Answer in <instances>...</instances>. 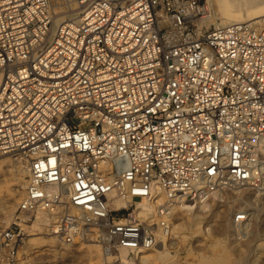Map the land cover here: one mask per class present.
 <instances>
[{"label": "built area", "instance_id": "built-area-1", "mask_svg": "<svg viewBox=\"0 0 264 264\" xmlns=\"http://www.w3.org/2000/svg\"><path fill=\"white\" fill-rule=\"evenodd\" d=\"M52 1L0 0V154L27 166L0 264L39 219L61 243L134 253L157 239L134 201L160 189L166 215L258 179L264 24L207 26L201 0H73L57 22Z\"/></svg>", "mask_w": 264, "mask_h": 264}, {"label": "rangeland", "instance_id": "rangeland-1", "mask_svg": "<svg viewBox=\"0 0 264 264\" xmlns=\"http://www.w3.org/2000/svg\"><path fill=\"white\" fill-rule=\"evenodd\" d=\"M200 6L202 10L198 17L205 20V25H212L215 20L221 21L219 15L216 14L215 16V11L219 6L216 0H201ZM72 8H74L73 0L52 1V12L56 19H66ZM263 12H260V14H264ZM252 19L264 21V16ZM262 160L264 163V153ZM24 164L25 161L18 155H0V201L2 208L7 209L11 215L24 191L26 174L24 176L20 174V168ZM262 182H264V178ZM131 208L134 209L135 205H132ZM242 209L248 212V219L251 216L250 213L253 214L252 222L257 227L255 230H245L243 226L236 228L232 225V223L240 225L248 220L246 219L241 223L233 222L234 215ZM194 216L193 221H199L200 230L193 227L192 223H188L179 232L184 238L173 239L174 242L169 244V250L172 251V254H176L174 258L165 263L156 259L153 261L156 262L154 264H264V187L259 178L235 187L218 190L209 199L199 202L194 207ZM222 220L223 222L225 220V226L220 228L223 229L222 231L217 230L216 227L219 226ZM0 221L3 224H8L10 219L0 214ZM36 236H44V233H38ZM30 237L31 235L28 236V238ZM42 238V240L46 239L45 237ZM244 241H250L251 244L245 255V260H241L231 251H213L211 247L215 242H219L224 246L229 243L240 244ZM87 243L97 244L98 249H100L99 253L93 251L91 253L90 249L96 247L94 245L89 246ZM58 249L60 251H53L51 248L45 249L44 247L31 253L32 250L24 245L20 249L19 256L22 261L19 259L21 263L18 264H96L99 256L102 260L100 264H121V261L117 259V250L111 251L112 257L106 259L104 247L98 242L95 243V241L67 244ZM127 255L125 264H152L137 262L135 253H127Z\"/></svg>", "mask_w": 264, "mask_h": 264}, {"label": "bare ground", "instance_id": "bare-ground-1", "mask_svg": "<svg viewBox=\"0 0 264 264\" xmlns=\"http://www.w3.org/2000/svg\"><path fill=\"white\" fill-rule=\"evenodd\" d=\"M216 1L219 3V6H218L217 10L215 11V16H216V14L220 16L219 17V18H221V21H219L220 23H229V22H234V21H236V22L255 21V22L264 24L263 20L252 19V18L264 16V14H260V12L264 11V0H216ZM73 9L74 8H72L71 10H73ZM211 18H213V17H211ZM61 19L62 18H58L56 21L60 22ZM247 19H249V20H247ZM209 21H211V20H209ZM211 22H213V21H211ZM214 23H218V21L215 20ZM260 149L264 153V140L261 141ZM255 169L256 170L254 172L255 173L254 177L259 178L261 181V184H263V187H264V182H262V180L264 178V163L263 162L258 163L257 166L255 167ZM20 172H21L20 173L21 176H24L25 174H27L26 164H24V166H22V168H20ZM251 180H253V179H251ZM217 192L218 191H215L213 194H215ZM112 195H114V193H112ZM164 200H165V193L163 191H161L160 189H158L152 195L144 196L141 200H136L133 202V204L135 205V211H136L137 215L142 217L143 219H146L150 224H153V228H154V231H155V234L157 237L156 242L152 246H150L148 248L145 246H139L136 249H134L135 258H136L137 262H140V263L149 262V263L154 264L156 262H153V261H155L156 259L163 261L164 263L167 261L169 262V259L174 258V256L176 255V254H172V251L169 250V244L174 242L173 239L184 238V236H181L179 234L180 229H183L188 223H192L193 227L200 230L199 221L194 222L193 217H195L194 216V207H196L198 205V203L201 201L194 202V203L193 202L176 203V204L170 206L169 213H167L166 215H162V214H160V212L158 210V206L160 205V203L164 202ZM131 201H132V199H131L130 195H128L126 198H115L114 199V202L117 206L128 205ZM3 209H4V207L2 208L1 201H0V214H1V216L8 217V219H10V221H11L12 215L10 214V212L7 209H4V211H3ZM219 212H221V211H219ZM239 212H241V210L238 211V213ZM181 213H183V214H181ZM238 213H236L233 217V222H235V223H241L239 221H235V217ZM250 214H251V216L249 219L247 218L248 220L246 222L241 223L240 225L239 224L234 225L232 223V225L236 228L238 226L239 227L243 226L245 228V230L246 229H250V230L254 229L255 230L257 227H255V225H253V222H252V219H253L252 215L253 214L252 213H250ZM10 221H9V223H10ZM224 222H225V220H224ZM224 222H223V220L220 221L219 226L216 227V229L222 231L223 229H220V228L222 226H225ZM162 223H165V225L168 226L167 231H165V228L162 225ZM226 223H227V221H226ZM5 225H7V224H5ZM223 228L225 229V227H223ZM41 232L44 233V236H36V234L41 233ZM30 235H31V237L28 238V236H30ZM42 237H45L46 239L42 240L43 239ZM252 237H253V235H252ZM27 238L28 239L26 241L25 247H28L29 249H31L32 250L31 253H34L35 251H39L40 249H43L44 247H45V249L51 248V250H53V251H58L59 250L58 248H63V245H67V244L59 242L57 240V238L55 237V235L47 234L44 231L41 219H39L38 221H35L34 223H32V225H30L28 227ZM87 245H89V246L94 245L96 247V248L90 249L91 253H92V251L95 253H99L100 249H98L97 244H88L87 243ZM249 245H251L250 241H244L243 243L235 244V245L232 243L231 244L229 243V244L224 245V246H223V244L221 245L219 242H215L214 244H212L211 247H212L213 251H222V252L223 251H231V252L235 253L241 260H245L246 259L245 255L247 253V250L249 249ZM117 252H118V258L117 259H119L121 261V264H125V259L128 257V255H127L128 250L126 248H120L117 250ZM104 253H105L106 259L112 257V255L110 254L111 251H104ZM19 256H20V253H19ZM19 259L21 260L20 257H19ZM20 260H18V263L20 262ZM101 261H102L101 256H99V258H97L96 264H100Z\"/></svg>", "mask_w": 264, "mask_h": 264}]
</instances>
